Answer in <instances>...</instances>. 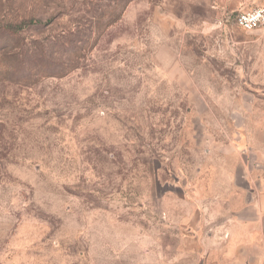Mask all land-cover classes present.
<instances>
[{
	"label": "rangeland",
	"instance_id": "374dc122",
	"mask_svg": "<svg viewBox=\"0 0 264 264\" xmlns=\"http://www.w3.org/2000/svg\"><path fill=\"white\" fill-rule=\"evenodd\" d=\"M258 5L0 0V264L231 255L192 222L264 173V29L235 21Z\"/></svg>",
	"mask_w": 264,
	"mask_h": 264
},
{
	"label": "crops",
	"instance_id": "0c3cea01",
	"mask_svg": "<svg viewBox=\"0 0 264 264\" xmlns=\"http://www.w3.org/2000/svg\"><path fill=\"white\" fill-rule=\"evenodd\" d=\"M210 192L198 199L200 216L192 222L210 229L198 241L221 243L212 248L232 250L220 264H264V173L258 177L248 172L241 183L236 175L222 177Z\"/></svg>",
	"mask_w": 264,
	"mask_h": 264
},
{
	"label": "built area",
	"instance_id": "2783aa9c",
	"mask_svg": "<svg viewBox=\"0 0 264 264\" xmlns=\"http://www.w3.org/2000/svg\"><path fill=\"white\" fill-rule=\"evenodd\" d=\"M236 24L246 31L264 29V5L242 10L235 15Z\"/></svg>",
	"mask_w": 264,
	"mask_h": 264
}]
</instances>
